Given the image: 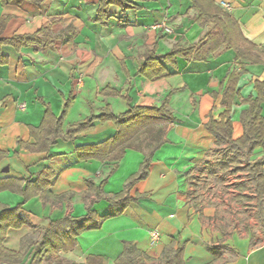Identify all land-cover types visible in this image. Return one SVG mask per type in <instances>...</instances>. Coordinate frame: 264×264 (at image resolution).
Segmentation results:
<instances>
[{
	"label": "crops",
	"instance_id": "obj_1",
	"mask_svg": "<svg viewBox=\"0 0 264 264\" xmlns=\"http://www.w3.org/2000/svg\"><path fill=\"white\" fill-rule=\"evenodd\" d=\"M98 1L0 2V18H8L3 37L39 32L52 40L42 47L17 50L4 44L0 48L4 56L0 61V180L34 179L43 168L52 171L50 186L25 202L16 192L0 190V204L20 205L24 220L19 228L7 229L2 244L12 251L26 249L22 261L0 260V264H32L27 236H35L37 230L64 215L85 214L102 180L106 197L121 192L143 160L140 151L126 149L110 174L115 160L77 159V146L101 142L115 133L110 120H95L91 129L73 140L57 139L47 151L29 149L25 145L34 143L29 127L41 123L44 104L58 115L64 100L73 97L62 123L65 132L105 107L117 115L129 105H159L167 95L168 109L176 120L166 133L167 141L154 151L147 176L130 189V196L137 199L121 214L105 219L100 228L81 233L74 249L59 252L60 262L83 263L87 256L98 255L105 264H115L126 241L149 258L143 264H166L176 248L182 250L184 264H264V229L254 219L253 208L247 209L244 199H238L239 182L244 178L232 163L222 162L223 147L205 126L209 117L218 120L224 110L220 84L230 71L239 69L234 51L222 47L206 61L178 57L176 68L167 66L170 76L148 80L135 74L146 51L154 44L159 54L176 43L195 44L211 24L194 22L196 12L189 0H142V8L124 13L112 6V16L103 26L95 21ZM214 1L229 3L226 10L238 21L243 35L258 48L264 47V0ZM120 15L122 22L117 18ZM159 21L172 31L154 29L152 25ZM243 63L240 98L235 99L230 114L233 139L243 132L241 111L247 104L242 99L255 95L254 80L264 79L261 65ZM106 88L119 94L102 93ZM188 101V114L173 113ZM261 113L264 116V103ZM91 208L104 216L109 202L101 198ZM151 229L159 232L154 244L149 241Z\"/></svg>",
	"mask_w": 264,
	"mask_h": 264
},
{
	"label": "trees",
	"instance_id": "obj_2",
	"mask_svg": "<svg viewBox=\"0 0 264 264\" xmlns=\"http://www.w3.org/2000/svg\"><path fill=\"white\" fill-rule=\"evenodd\" d=\"M24 0H0L2 4H19ZM142 0H99L95 21L106 26L111 15V7H117L120 13L127 10L142 8L139 4ZM191 8L196 12L194 22L199 26L211 24V27L200 36L195 44H174L169 51L163 54L156 53V44L145 52L144 60L138 65L135 74L141 75L148 80L154 81L171 75L167 66L176 68L177 58L186 61H206L211 54L220 48L226 47L234 51L233 59L239 62V69H233L227 76L222 88L220 104L224 107L219 119L209 117L205 123L206 128L214 135L217 144H224L223 150L235 152V157L248 159L241 165L245 170V179L250 183L252 197L255 200V214L264 229V159L258 158L249 160L251 154L257 148L264 149V116L262 115V104L264 103V79L254 80V96L243 98L242 102L247 108L241 111V123L243 132L236 139L232 138L231 109L235 99L240 98L238 81L245 72L243 62L258 64L264 70V47L258 48L248 40L242 33L240 25L235 17L226 9L216 4L214 0H189ZM119 22L123 21L122 16L117 17ZM8 18H0V48L4 44L19 49L22 46H48L52 43L47 37L39 36V32L25 35H14L10 38L2 36V31ZM4 56L0 53V61ZM102 93L117 95L119 92L103 89ZM215 96V94H214ZM129 102V98L125 97ZM73 100L69 96L64 100L61 111L58 115L53 114L50 106L45 103V111L41 123L36 127H29L30 137L34 140L32 145H25L31 150L42 152L47 151L57 139L65 141L73 140L75 136L93 127L95 120L104 122L112 121L115 125V133L107 139L93 144L79 145L74 151L78 160L97 159L115 160L110 174L118 167V160L122 158L126 149L140 151L143 160L136 172L127 179L124 189L110 197L102 192V180L96 187V195L88 204L86 213L81 216L64 215L59 219L52 220L46 227L36 231L35 236H27V248H30V260L32 264H62L59 252H68L77 245V237L88 230L98 229L107 218L121 214L126 206L137 199L131 197L129 192L134 183L144 179L148 174L149 164L154 151L167 141L166 133L176 117L168 109L169 95L159 105L140 106L129 105L120 113L113 114L109 107L98 115H92L84 120L70 125L65 132L62 130V123ZM165 124V125H164ZM164 125V126H163ZM237 158V160H238ZM239 169V167H238ZM236 169V171H238ZM52 171L43 168L34 179H2L0 190L8 189L23 197L25 202L29 198L38 195L51 184ZM89 187L93 184L89 181ZM245 195H239L238 199ZM106 199L109 202V212L99 216L92 208L91 203L99 199ZM20 205L8 208L0 204V260L7 262H20L26 254V249L12 251L6 249L2 242L8 228H19L24 220L19 214ZM56 262H50L51 259ZM149 258L141 253L132 243L124 241L123 250L115 260V264H143ZM69 264H105V259L98 255H89L83 263L72 262ZM166 264H184L182 250H172L171 256L166 259Z\"/></svg>",
	"mask_w": 264,
	"mask_h": 264
},
{
	"label": "rangeland",
	"instance_id": "obj_3",
	"mask_svg": "<svg viewBox=\"0 0 264 264\" xmlns=\"http://www.w3.org/2000/svg\"><path fill=\"white\" fill-rule=\"evenodd\" d=\"M188 106L190 107L189 101H188V103H186V106H180L179 105L178 108H174L175 111L173 113H176V114H179V115H181V114L183 115V114H185L187 112L186 114H188V112L191 111V108H189ZM218 146L219 147H224L225 145L224 144H218ZM261 151H264V150L263 149L262 150L261 149L257 150V152H255V154H254V158H251L250 157L249 160H253V159L257 158L260 155ZM220 153L222 155V162L223 163L224 162H227V164L228 163H232V167H235V170L238 169V167H239V169H238L239 175L241 176V178H244V179L240 180V182H239V186H238V189L240 191V194L239 195H245L244 197H242L240 199H244L243 205L244 206H247V209L253 208L254 214H255V208H254L255 200L251 196L252 195V192H251L252 189H251L250 183L247 182L246 179H245V173H246L245 170L241 169V165L244 164L248 159H246L244 157H240V158L235 157L234 158L235 152L225 151V150H223V148H222V150H221ZM216 154L219 155L218 153H216ZM261 157L264 158V154H262ZM237 158H238V160H237ZM224 176H227V174L225 173V171H224ZM250 200H253L254 203L253 204H250V202H248ZM247 219H245V220L247 221ZM254 219H256V221L262 226V224L259 221V219L256 216V214L254 216ZM50 262H56V261H55V259L52 258ZM46 264H50V263L46 262Z\"/></svg>",
	"mask_w": 264,
	"mask_h": 264
},
{
	"label": "built area",
	"instance_id": "obj_4",
	"mask_svg": "<svg viewBox=\"0 0 264 264\" xmlns=\"http://www.w3.org/2000/svg\"><path fill=\"white\" fill-rule=\"evenodd\" d=\"M221 7H223L224 9H229V3H221L220 4ZM152 27L154 29H161L162 31H165L166 33H170L172 31L171 27H169L168 25H166L165 21H159L157 23H155L154 25H152ZM24 104H20V107H23ZM159 238V232L157 229H151L149 231V241L151 244L156 243V241Z\"/></svg>",
	"mask_w": 264,
	"mask_h": 264
}]
</instances>
